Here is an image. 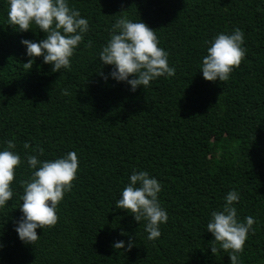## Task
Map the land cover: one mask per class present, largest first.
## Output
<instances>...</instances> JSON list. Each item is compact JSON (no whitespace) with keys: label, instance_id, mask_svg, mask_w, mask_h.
Returning <instances> with one entry per match:
<instances>
[{"label":"trees","instance_id":"obj_1","mask_svg":"<svg viewBox=\"0 0 264 264\" xmlns=\"http://www.w3.org/2000/svg\"><path fill=\"white\" fill-rule=\"evenodd\" d=\"M69 3L87 17L89 31L71 68L52 72L39 57L24 67L20 40L43 34L7 24V0H0V147L14 139L22 160L36 149L43 150L40 159L69 150L79 158L56 224L36 229L33 245L13 230L19 198L0 209V264H229L222 250L211 253L206 223L231 188L241 196L240 218L256 221L241 262L264 264V0ZM119 15L155 31L173 77L160 76L134 92L101 78L110 66H99L95 53ZM234 27L244 32V58L229 80H204L198 71L204 41ZM133 168L162 182L158 198L168 219L154 241L147 240L143 222L114 205ZM29 175L22 163L13 181L17 193L16 181ZM129 236L130 249L111 247L117 240L127 244Z\"/></svg>","mask_w":264,"mask_h":264},{"label":"clouds","instance_id":"obj_2","mask_svg":"<svg viewBox=\"0 0 264 264\" xmlns=\"http://www.w3.org/2000/svg\"><path fill=\"white\" fill-rule=\"evenodd\" d=\"M6 16L7 24L17 31L43 34L38 40H20L27 57L23 64L26 69H30L39 57L41 63L50 65L52 72L69 70L74 53L89 31L87 17L70 6L69 0H7ZM107 31L105 43L95 53L99 66H110L107 74L99 73L104 81L123 82L134 92L138 86L148 87L160 76L175 75V67L168 62L169 53L160 46L155 31L141 19L115 16ZM91 43L88 41V46ZM204 47L205 54L198 65L202 78L225 82L245 56L244 32L239 27L217 32L204 41ZM61 92L65 96L70 94L68 89ZM23 147L29 149V144L25 142ZM15 149L14 139L3 141L0 147V209L7 207L14 197L19 198L20 215L13 220V230L22 243L33 245L39 238L36 229L56 224L57 206L73 187L79 158L74 150H69L51 159H40L43 150L36 149L35 154L25 151L22 160ZM25 162L30 175L16 181L22 187V192L17 193L13 181L17 168ZM161 190L162 182L155 176L147 170L133 168L114 204L131 214L138 224L143 222L149 241L160 237L161 225L168 219L158 198ZM240 199L236 188L229 189L222 197L221 206L210 211L206 223V231L212 236L211 253L222 250L228 255L229 264H242L240 254L245 241L255 232V218L249 215L241 219L238 215L236 205ZM133 243L129 236L127 244L117 240L111 247L127 250Z\"/></svg>","mask_w":264,"mask_h":264}]
</instances>
